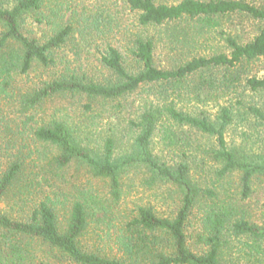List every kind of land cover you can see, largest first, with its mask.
<instances>
[{
  "label": "trees",
  "instance_id": "trees-1",
  "mask_svg": "<svg viewBox=\"0 0 264 264\" xmlns=\"http://www.w3.org/2000/svg\"><path fill=\"white\" fill-rule=\"evenodd\" d=\"M45 2L16 0L10 9L0 5V204L7 206L6 210L0 208V264H59L58 255L71 264H234L223 261L229 236L243 239L264 257V226L252 222L232 196L221 199L216 191L201 189L186 159L169 164L153 148L158 133H162L165 146L172 148L190 144L192 131L213 137L216 145L209 154L221 166L220 177L239 175L241 200L251 197L254 181L264 179V156L251 158L242 148L230 147L226 132L235 118L243 115L254 116L264 125V110L246 101L248 91H264V77L248 73V65L264 57V26L245 44L227 37L229 53L195 56L169 69L157 66L153 39H135L131 49L135 68L126 65L119 48L108 44L100 58L109 73L106 79L96 80L67 67L55 78L23 89L18 77L28 75L36 65L56 67L57 51L79 30L74 22L61 19L46 39L29 36L26 19L38 14ZM127 4L138 13L142 27L188 19L217 28L218 18L234 13L264 21V8L236 0H182L174 5L127 0ZM147 86L154 99L129 121L134 136L121 152H117L115 136L93 147L89 125L85 129L80 124L73 126L56 113L48 115L44 108L48 101L68 95L91 102L119 101ZM209 103L219 106L213 120L204 111L185 109ZM85 109L92 111V104ZM73 163L107 181L117 204L125 177L137 169L146 170L154 183L180 190L181 208L174 218H165L151 207L140 206L126 215L115 238L118 254L86 250L83 239L92 223L113 210L96 194L77 189L78 195L62 214L70 201L53 182L65 179L64 170ZM206 195L212 203L203 218L208 234L201 240L208 249L195 253L186 230L194 207ZM37 245L46 249L40 251Z\"/></svg>",
  "mask_w": 264,
  "mask_h": 264
},
{
  "label": "rangeland",
  "instance_id": "rangeland-1",
  "mask_svg": "<svg viewBox=\"0 0 264 264\" xmlns=\"http://www.w3.org/2000/svg\"><path fill=\"white\" fill-rule=\"evenodd\" d=\"M182 0H156L168 5L178 4ZM211 1V0H202ZM244 1L258 8H264V0ZM16 0H0V5L12 8ZM53 11H57L54 14ZM42 20L41 23L38 20ZM61 19L74 22L79 29L69 43L57 51V66L45 69L36 65L28 75L18 77V85L23 89L35 87L43 81L58 76L67 67L78 69L96 80H104L109 73L100 62L101 54L111 44L122 52L126 65L135 68L131 49L137 37L153 39L156 44L155 61L158 67L169 69L191 60L193 57L212 56L217 53H229L226 38L234 37L239 43L252 41L264 26V21L256 20L244 13H234L218 18L219 26L209 28L200 21L184 19L163 26L142 27L138 22V13L132 11L127 0H46L38 14H31L25 23V32L34 38L46 39L52 34L54 24ZM3 27L0 25V33ZM250 76L264 77V57L248 65ZM150 87H143L137 92L119 101L91 102L83 96H62L48 101L44 108L48 115L57 114L65 117L73 126L80 124L82 129L90 126V145L102 146L104 139L115 136L118 139L117 152L126 149L134 136L129 121L143 111L147 101L153 100ZM246 101L264 110V91L247 92ZM91 103L93 110L85 109ZM220 103L224 104V101ZM187 111H204L215 119L219 106L209 103L206 106H186ZM14 115H11L13 117ZM244 118L245 120H241ZM236 117L226 132L230 147H239L251 158L264 156V125L254 116ZM190 144L183 143L176 148L166 147L162 133L154 138V152L169 164L187 160L191 167V176L201 189H211L219 193L221 199L232 196L250 215L252 222L264 226V179L255 180L253 193L246 200H241L239 175L221 178L220 165L213 161L209 152L216 145L213 137L196 131L189 132ZM185 153V154H184ZM65 179L57 178L53 187L65 193L70 201L62 214L69 209L79 191L84 189L99 196L106 207H112L100 221H94L83 239L86 250L99 251L103 255L118 254L115 238L120 235L126 215L140 206L151 207L160 217L174 218L182 205L180 190L171 184L154 183L146 170H135L125 177L123 195L117 204L113 200L109 183L94 178L87 169L73 163L63 173ZM212 203L204 196L197 204L188 221L187 236L190 248L195 253L208 249L202 236L208 234L203 222L205 212ZM7 209L6 204H0ZM229 245L223 255L225 263L264 264L262 254L253 252L243 239L229 236ZM42 251L46 247L36 246ZM56 254V253H55ZM60 257V258H59ZM59 264H71L58 255Z\"/></svg>",
  "mask_w": 264,
  "mask_h": 264
}]
</instances>
